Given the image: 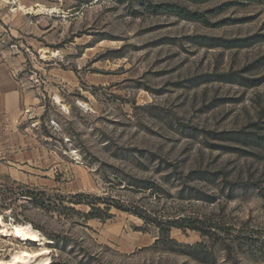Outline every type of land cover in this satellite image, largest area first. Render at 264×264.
I'll return each instance as SVG.
<instances>
[{
    "label": "rangeland",
    "instance_id": "374dc122",
    "mask_svg": "<svg viewBox=\"0 0 264 264\" xmlns=\"http://www.w3.org/2000/svg\"><path fill=\"white\" fill-rule=\"evenodd\" d=\"M0 62L41 106L1 159L0 230L43 239L0 233L1 259L264 264V0H0ZM94 197L230 235L172 227L199 260L130 211L86 218Z\"/></svg>",
    "mask_w": 264,
    "mask_h": 264
},
{
    "label": "trees",
    "instance_id": "16d2710c",
    "mask_svg": "<svg viewBox=\"0 0 264 264\" xmlns=\"http://www.w3.org/2000/svg\"><path fill=\"white\" fill-rule=\"evenodd\" d=\"M166 7V6H165ZM164 7V9H165ZM170 8L167 10L172 11L176 14H182L185 17H188V13L183 9H178L177 6L169 5ZM144 187H141L140 190L144 191L145 188H150L152 185L148 182L141 181L140 182ZM20 195H31L30 193H21ZM106 201V198L103 197H94L90 204V210L88 213L85 214V217L88 219L91 218H101L103 217L102 212H107V209L111 206H114L117 209H123L126 211H130L133 214L137 215L139 218L143 219L145 223H151L158 229V238L155 241V245L163 244L164 246H178L181 248H184L189 251V255L199 259V260H207V256L210 254H213V251L207 250V247L202 243H196L194 245H186V244H180L177 241L173 240L169 236V232L172 227L176 228H189L191 230H195L200 233L201 236L207 237L212 244L219 241V238L223 239L220 236L227 237L230 235L228 232V228L219 229L217 223L213 221L210 217L207 216H195V217H169L165 214H157V213H151L148 212V210L140 205H134L130 206L128 209L124 207L123 204L111 200V205H105V208H101L98 205V202ZM83 202L82 199H77L74 201V203H81ZM231 244H223V247H225L226 251H230ZM259 250L264 254V240L261 241V245Z\"/></svg>",
    "mask_w": 264,
    "mask_h": 264
},
{
    "label": "crops",
    "instance_id": "0c3cea01",
    "mask_svg": "<svg viewBox=\"0 0 264 264\" xmlns=\"http://www.w3.org/2000/svg\"><path fill=\"white\" fill-rule=\"evenodd\" d=\"M33 96L32 91L21 87L8 67L0 62V166L1 159H7L4 163L14 164L16 137L27 138L19 132V125L26 116L34 115L41 109L39 99Z\"/></svg>",
    "mask_w": 264,
    "mask_h": 264
},
{
    "label": "bare ground",
    "instance_id": "6f19581e",
    "mask_svg": "<svg viewBox=\"0 0 264 264\" xmlns=\"http://www.w3.org/2000/svg\"><path fill=\"white\" fill-rule=\"evenodd\" d=\"M58 103L60 102V99L56 96L55 97ZM63 108H65L63 106ZM1 223V222H0ZM20 224V223H19ZM7 226V224H5ZM1 236L8 237L12 233L19 235L23 240L25 241H32L34 243L38 242V245H42L41 240L40 241V234L37 229L31 226L30 223L20 224V225H14L13 228L10 230L6 228L5 226L2 227V230H0ZM43 238V237H42ZM33 260H27L24 258H17V257H10L9 259H1L0 258V264H32Z\"/></svg>",
    "mask_w": 264,
    "mask_h": 264
}]
</instances>
